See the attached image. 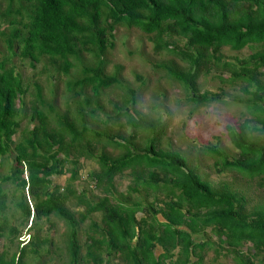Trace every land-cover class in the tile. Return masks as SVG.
I'll return each mask as SVG.
<instances>
[{"label":"trees","instance_id":"16d2710c","mask_svg":"<svg viewBox=\"0 0 264 264\" xmlns=\"http://www.w3.org/2000/svg\"><path fill=\"white\" fill-rule=\"evenodd\" d=\"M1 1L5 5L0 10V44L6 51L0 56V155L5 154L17 128L23 127L22 121L33 125L25 140L18 142L12 170L0 176V264H29L49 253L47 241L37 235L34 226L43 214L61 208L55 194L47 192L48 176L68 172L63 192L74 194L72 185L79 178V159L84 156L97 160L98 169L87 176L102 195L89 201L80 191L77 197L86 204L84 212L61 214L68 226L67 264H105L115 255L124 264H199L197 255L207 248L213 249L215 257L223 250L231 254L235 264H264V197L247 208V195L232 189L233 183L216 185L203 179L187 153L157 146L162 134L160 122L139 116L134 108V89L120 78L121 66L116 65L108 74L104 59L105 51L112 47L116 26L137 27L150 37L156 53L167 50L187 62L186 68L162 62L153 65L177 80L187 101L194 104L220 100L222 96V89L220 93L198 91L195 80L203 67L212 63L220 71H228L226 78L217 74L220 81L233 85L239 82L237 89L245 95L233 100L244 109L241 119L225 125L227 139L237 153L228 157L216 144L203 147L213 156L217 173L234 172L244 180H256L264 191V0ZM224 44L236 52L246 47L252 53L230 63L220 53ZM86 53H90L89 59ZM31 54L33 59L42 54L54 58L51 65L57 73H75L66 83L64 111L56 121L57 130L50 127L45 113L49 106L47 109L56 115L51 106L54 98L39 103L42 94L38 83L32 86L34 99L28 105L23 102L29 85L14 59ZM136 78L142 80L140 75ZM110 84L120 86L124 97L111 100L113 111L108 113L101 95ZM70 108L75 112L69 114ZM100 113L105 121L119 122L120 127L124 118L132 128L129 137L88 126L87 119ZM138 129L147 131V142L141 147L134 141ZM86 132L97 141L103 138L112 143L122 153L114 157L103 151L94 153L90 142L82 144ZM125 169H130L133 179L127 193L144 185L154 194L162 190L163 196L144 207L141 201L130 200V195L117 194L114 178ZM23 171L27 172L26 180ZM27 195L35 220L28 228L31 211ZM138 211L143 215L136 217ZM91 212L100 213L99 222L90 219L82 228ZM80 226L92 235L84 243L83 255L77 238ZM207 227L216 241L207 236ZM24 232L29 235L20 240ZM243 245H247L246 251ZM157 248L161 249L158 254Z\"/></svg>","mask_w":264,"mask_h":264},{"label":"rangeland","instance_id":"374dc122","mask_svg":"<svg viewBox=\"0 0 264 264\" xmlns=\"http://www.w3.org/2000/svg\"><path fill=\"white\" fill-rule=\"evenodd\" d=\"M4 5V3H2ZM112 47L108 48L105 52L106 57V73L112 74L115 70V66H121L120 78L124 84H128L133 87V91L137 97V102L134 108L138 111L139 116L154 119L160 122L162 126V135L157 143L164 149L179 150L187 153L190 163L202 176L203 179L211 181L212 183L228 182L233 183L230 187L238 190L241 193L247 195V208H251L255 203L262 201L264 197V191L257 186L256 180L248 181L244 178L238 177L239 175L234 172H221L217 173L213 165V156L205 152L203 146L216 144L219 148L226 152L228 157L235 155L237 150L230 144L227 139L225 125L235 124L238 122L243 113L242 105L237 101L238 97L245 96L239 89L238 84H230L229 82H221L217 74L220 73L224 78L229 74L228 71H220L219 68L213 67L212 72L199 71V75L195 80L198 91L220 93L222 89V96L220 100L210 101L203 104H194L191 101H187L185 90L177 80L171 79L164 70H160L154 67V63L162 62L164 64H173L179 68H186L188 64L186 61L180 60L177 56L171 54L167 50H161L156 53L153 50V43L150 37L143 33L136 27H126L123 25L116 26V29L112 32ZM106 37V35H105ZM109 39V36H108ZM4 48L0 44V56ZM221 53L225 60L230 63H234L235 58L243 59L252 53V50L246 47L238 50L237 52L231 49L229 46H222ZM90 53H86V58L90 57ZM14 62L18 66V70L21 71L26 83L29 85L27 94L23 97V102L26 105L29 104V100L34 99V82H38L43 89L45 99L54 98L57 110L60 114L63 112L65 100H66V83L67 76L61 75L55 79L43 72L41 60L35 69H31L27 59L15 58ZM74 69V68H73ZM263 75L261 78L264 80V66L261 67ZM136 75H140L142 80H138ZM54 88V91H52ZM101 95L102 100L106 103L104 110L111 113L110 103L107 102L108 98L112 100L121 101L124 97V90L119 86L105 87ZM74 109L70 108V113H74ZM87 119V118H86ZM50 125L57 128L56 119L53 115H49ZM88 126L96 128L99 132H110L120 135L121 137H129L131 126L125 122L124 118H121V127L119 122L105 121L104 114L100 113L98 117L93 119H87ZM94 122V123H91ZM75 124L79 123V120H74ZM24 129H20L17 133V139H22L25 134V130H29L32 127V123L27 125L22 121ZM120 127V129H119ZM145 131L137 130L135 144L140 147L143 141V135ZM85 140L92 142L91 149L94 153L98 154L101 151L106 152L111 156H117L122 153L118 147L107 143L103 138L98 141L90 134L86 132ZM14 153L7 152L5 157H0V176L6 174L11 168L13 162ZM98 169V163L95 157H82L79 161L78 175L72 185L74 194L66 199L65 205L75 214L78 211L83 212L86 204L83 200H79L77 194L82 191L85 199L89 201H96L102 195L101 189L94 185V181L87 176L88 172ZM147 170H144L146 174ZM68 173L63 175L51 176L52 185L57 184L61 187L68 184ZM236 177V178H233ZM133 184V179L130 176V169H125L121 175H115L114 185L117 194L122 193L129 196L130 200H139L145 207L148 202L154 200L155 197H162L164 193L162 190H156V194L150 188H145L144 185H138L135 192H128V184ZM3 185H9L5 183ZM133 186V185H132ZM156 195V196H154ZM31 204V202H30ZM160 206V203H159ZM79 213V212H78ZM142 212L136 213V217L142 216ZM157 218L162 220L160 214ZM90 219L99 222L100 213H92L89 219L81 224L82 228L90 221ZM37 227L40 235L44 229H49L48 236H52L53 243L51 245V259L46 258L44 263L41 264H67L68 256L66 253V239H67V227L64 221L56 215H51L48 219H42V223ZM78 231V241L82 245L80 254L85 253V241L88 236H92L90 233H85L82 228ZM209 227L205 229L207 236L211 240L216 241V235L209 232ZM44 234V233H43ZM28 234L25 232L20 240H24ZM41 237H44L41 235ZM198 240V237H196ZM3 241L0 238V243ZM249 244V243H247ZM214 246V245H213ZM247 245L242 246V250L246 251ZM161 252L160 248L155 249V253ZM199 252V251H197ZM242 252V251H241ZM243 253V252H242ZM201 259L199 264H235L232 260V256L226 253L224 250L215 257V253L212 248H207L203 252H199L197 255ZM193 260L196 257H192ZM37 261V260H36ZM105 264H124L121 259L116 255L108 258Z\"/></svg>","mask_w":264,"mask_h":264},{"label":"clouds","instance_id":"9594fccd","mask_svg":"<svg viewBox=\"0 0 264 264\" xmlns=\"http://www.w3.org/2000/svg\"><path fill=\"white\" fill-rule=\"evenodd\" d=\"M0 2H3L4 3V1H1L0 0ZM5 5V4H4ZM4 5H2V4H0V10H2V9H4L3 7H4ZM1 22V21H0ZM6 23H3V26L5 25ZM137 28V27H136ZM116 29V28H115ZM114 29V30H115ZM139 29V28H138ZM113 30V31H114ZM114 37V36H113ZM175 37V36H174ZM111 42H112V39H111ZM113 45V44H112ZM222 46H227V45H222ZM222 46L220 47V53H221V48H222ZM4 48V50H3V54L5 53V51H6V48H5V46L3 47ZM109 48H111V47H109ZM106 52V51H105ZM207 52H209L210 53V49L208 48L207 49ZM33 54H38V53H33ZM33 54H31L30 55V57H26V58H20V59H27V61H28V63L30 64V66H31V69H35L36 67H37V64L41 61V60H43V63H42V69H43V72H46L49 76H50V78H52V79H55L56 77H59V76H61V75H65L64 73H57L56 71H55V69L52 67V65H51V63L52 62H54V58H52V59H50L49 58V56H46L45 54H42V55H38L39 56V58L38 59H33L32 58V55ZM222 54V53H221ZM90 56V55H89ZM90 57H88V59H89ZM104 59H105V61H106V57H105V53H104ZM207 67H208V69H207ZM213 67H215V66H213V64L212 63H210V64H207L206 65V67H203V69H201V70H203V72H208V71H210V72H212V68ZM218 68V67H217ZM200 70V71H201ZM74 72H70L68 75H67V78L68 79H72L73 77H74ZM66 76V75H65ZM198 77V76H197ZM36 82V81H35ZM36 83H38V82H36ZM39 84V83H38ZM40 85V84H39ZM112 86V84H110L109 86H107V87H111ZM114 86H115V84H114ZM182 86V85H181ZM183 87V86H182ZM184 89V88H183ZM52 91H54V88H52ZM103 93V92H102ZM41 94H42V98H41V100L39 101V103L40 102H42L43 100H45V97H44V94H43V89H42V87H41ZM104 94V93H103ZM31 100H33V99H31ZM101 100H102V97H101ZM111 98H108L107 99V102L108 103H111ZM138 100V99H137ZM102 102H103V100H102ZM137 102V101H136ZM104 103V102H103ZM105 105H104V108L106 107V103H104ZM136 104V103H135ZM44 107H46L45 105H43ZM53 108H54V110H55V112H56V115H53L52 114V112H51V110L49 109H47V107H49V106H47L46 107V111L47 112H45L47 115H48V119H49V115H53V117L56 119V121L57 120H59V117H62L61 115L62 114H60L59 112H58V108H57V105L55 104V100L53 99V103H52V105H51ZM63 111H64V108H63ZM99 115V114H98ZM98 115H96V116H94V117H98ZM91 119H93V118H91ZM148 119H150V118H148ZM90 120V119H89ZM154 120V119H153ZM108 122V121H107ZM32 125H33V123H32ZM49 125H50V121H49ZM50 127H52L51 125H50ZM32 128V127H31ZM31 128L29 129V130H31ZM52 128H54V127H52ZM20 129H24L23 127H18L17 128V130L15 131V133L11 136V139H10V143H9V145H8V147H7V149H6V152H5V154H3V155H0V157H5L6 156V154H7V152H13L14 153V157H13V162H10L11 163V168L9 169V171L10 170H12V168H13V166H14V164L16 163V161H15V159H16V157L18 156V153H19V151L17 150V147L19 146V141H24L25 140V136H27L26 134H27V130H25V134H24V137L22 138V139H17V133H18V131L20 130ZM56 130H57V128H55ZM28 130V131H29ZM138 130H140V129H138ZM146 133H145V135L147 134V131H145ZM145 135H143V141L141 142V145L143 144V143H146L147 142V139H148V137H146ZM162 135V134H161ZM85 137H86V134H85V136H84V139H85ZM136 137V136H135ZM160 140V137H159V139H158V141ZM135 142H136V139L134 140ZM157 141V142H158ZM84 142H89V140H84L83 142H82V144L84 143ZM90 144H92V142L90 141ZM70 155V154H69ZM82 158V157H81ZM80 158V159H81ZM80 159H79V161H80ZM21 163L22 164H26V162L23 160V159H21ZM26 166L24 165L23 166V168H25ZM8 171V172H9ZM65 173H68V172H65ZM65 173H62V174H51V175H49L48 176V179H49V185H47V192L49 193V194H55L54 196H56L57 197V199L59 200V203L61 204V208H58V209H56V210H54V211H52L49 215H47V214H43V216L41 217V218H39L38 220H34L35 222H37L34 226H35V229H36V233H37V235H39V237L40 238H42V239H44L45 241H47V245L49 246V248L51 247V245H52V243H53V240H52V236H48L47 235V232L49 231V229H44L43 230V233L41 234V235H43L44 237H41V235H40V233L38 232V229H37V227L38 226H40L39 225V223H42V219H48L51 215H56V216H58L59 218H61L63 221H64V223L66 224V221L64 220V218L61 216V214L62 213H68L69 214V212H71V213H73V214H75L74 212H72L66 205H65V202H66V199H68V196L70 197L71 195H65L64 194V192H63V189L65 188V186H63V187H61V186H59V185H57V184H54V185H52V181H51V176H54V175H56V176H58V175H63V174H65ZM69 174V173H68ZM69 176V175H68ZM22 177L26 180V178H27V172L26 171H23L22 172ZM55 188H57V192L56 193H53V191H54V189ZM25 191H27V187L24 189ZM73 195V194H72ZM27 203L30 205V211H31V214H30V216L28 217V225L26 226L27 228H28V226H31L32 225V222H34L33 221V216H34V214H33V209H32V201H31V199H30V197L27 195ZM30 202H31V204H30ZM64 208H65V210H64ZM78 212H80V211H78ZM77 212V213H78ZM84 212V211H83ZM138 212H141V211H138ZM137 212V213H138ZM92 213H95V212H91V214ZM143 213V212H142ZM91 214L89 215V217L91 216ZM88 217V218H89ZM66 227H67V234H68V226H67V224H66ZM25 233V232H24ZM27 233V232H26ZM28 234V233H27ZM23 234H21L20 235V237L22 236ZM29 235V234H28ZM28 235L26 236V238L24 239V240H26L27 239V237H28ZM20 237H19V239H20ZM43 248V247H42ZM0 249H1V247H0ZM44 249H45V246H44ZM50 252H51V248H50V251H49V253H46V254H43V255H41L40 257H36L33 261H30L29 262V264H41V263H44L45 262V259L46 258H48V256L50 255ZM43 253V252H42ZM37 260V261H36Z\"/></svg>","mask_w":264,"mask_h":264}]
</instances>
